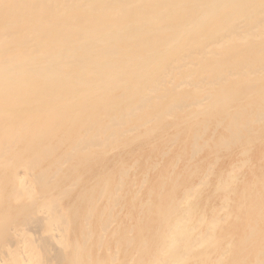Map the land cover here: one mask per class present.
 <instances>
[{"label":"bare ground","instance_id":"6f19581e","mask_svg":"<svg viewBox=\"0 0 264 264\" xmlns=\"http://www.w3.org/2000/svg\"><path fill=\"white\" fill-rule=\"evenodd\" d=\"M0 264H264V0H0Z\"/></svg>","mask_w":264,"mask_h":264},{"label":"rangeland","instance_id":"374dc122","mask_svg":"<svg viewBox=\"0 0 264 264\" xmlns=\"http://www.w3.org/2000/svg\"><path fill=\"white\" fill-rule=\"evenodd\" d=\"M218 130H220L219 128H218ZM220 131H222V130H220ZM200 142H202V141H200ZM174 145V144H173ZM175 145H177L176 143H175ZM192 142L188 145V152H186V154H188L187 156H189V157H193V159H191V162H197V161H199L200 160V158H205L206 157V160H205V163H204V166H203V168L201 169V171L199 172V175L200 176H198V177H196L193 181H194V184H196V183H199V181H200V178H202V177H208L210 180H212V186H215L214 184H215V181H216V175L214 174L213 175V173H219L221 170L224 172L223 174L224 175H226L227 174V177H228V172H229V170H232L233 168H226V169H224V166L229 162V159L227 158V157H224V155L223 154H220V155H218V154H216V156H215V152L213 153L212 151H210L209 150V148L206 146H204V148L202 149V152H200V154L197 152L196 154H192ZM172 148V147H171ZM168 149H170V148H168ZM168 149H166V150H168ZM240 149V148H239ZM169 153V152H168ZM166 154V155H164V154H160L159 155V157H158V159L156 160V161H158V160H160V161H164V162H168V160H170V158H171V156H170V153L169 154ZM242 153V154H241ZM192 156H191V155ZM249 156H251L250 155V153H248V154H246V153H244L243 154V152H238V154H237V156H236V160H237V166H235L234 168L237 170V171H240L239 172V174L240 173H246V172H248V171H250V166H249V164L250 163H243V160L244 159H247ZM224 157V158H223ZM219 158V159H218ZM196 159V160H195ZM217 159V160H216ZM214 160H216V161H214ZM219 160V161H218ZM214 162V163H213ZM216 162V163H215ZM183 164H184V161L183 160H181V161H175L174 163H173V166H171V170H173V171H175V172H183V173H181V174H183L182 176H180V177H186V173H185V170H183ZM215 164H216V166H215ZM243 164V165H242ZM240 165V166H239ZM208 166V167H207ZM242 166V167H241ZM246 166H247V168H246ZM237 167H240L239 169H241V170H239ZM153 167H149V169H148V171L147 170H141V169H139V171H137L136 173H139L140 174V176H139V180L141 179V182H138V184H141L142 183V180H143V178H144V176L146 175V174H149V175H151V177H150V179H153V177H154V174H156L157 175V173H158V171L157 170H154V169H152ZM208 168V169H207ZM213 169V170H212ZM134 171V170H133ZM212 172V173H211ZM203 173H204V175H203ZM208 174H209V176H208ZM211 174V175H210ZM143 175V176H142ZM207 175V176H206ZM143 177V178H142ZM243 176L241 175V178H242ZM225 178H226V176H225ZM229 178V177H228ZM228 178H227V180H228ZM230 179V178H229ZM231 180V179H230ZM232 181V180H231ZM190 185V184H189ZM215 195L216 196H218L216 193H215ZM233 194L231 193V195L230 196H232ZM233 196H235V194L233 195ZM220 198H221V194L219 193V196H218V199L216 200V203L217 204H222L219 200H220ZM207 210H209V209H207ZM220 212H222L221 214L222 215H224V212H223V210H220ZM121 215H122V213H121ZM224 217H226V216H224Z\"/></svg>","mask_w":264,"mask_h":264}]
</instances>
